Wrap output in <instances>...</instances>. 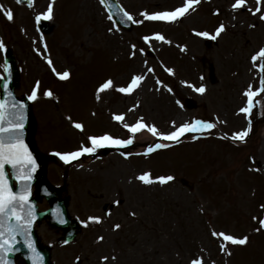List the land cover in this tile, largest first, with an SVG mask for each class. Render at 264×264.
<instances>
[{
    "label": "rangeland",
    "instance_id": "rangeland-1",
    "mask_svg": "<svg viewBox=\"0 0 264 264\" xmlns=\"http://www.w3.org/2000/svg\"><path fill=\"white\" fill-rule=\"evenodd\" d=\"M131 1L129 0L130 12L138 20L143 21L139 24L142 28L134 33L123 35L115 30L108 31L105 16L92 1L87 2L85 6L79 3L80 10L76 5L71 20L65 19L66 24L70 25L63 30L62 35L71 38L74 41L73 45L78 43L81 45V48L75 49L77 67L74 71L77 74L85 72L80 76L79 84L75 85L76 81H71L73 86H67L65 91L61 83L52 85L57 94L63 91L62 98L55 101L60 106H50L54 104V98H57L55 95L48 97L38 93L35 109L39 117L40 136L42 138L47 136L45 125L48 121L52 122L55 129L52 131L54 136L49 135V140L45 138L47 150L59 149L55 137L58 130L60 134L64 121L68 124H73L72 121L77 119L83 124L88 121L91 126L90 133L95 132L97 136L116 132L107 106L101 103L103 100L94 110L96 117L93 120H96L97 125L91 124L92 120L88 118L93 96L90 95L91 76L95 78L93 82L99 79V73L104 79L110 73L109 65L116 71L129 64L131 66L128 65L126 71L130 75L133 73L132 76L143 75L142 70L145 71L146 79L133 93H120L118 88L104 92L106 97H111L114 93L112 99L117 100L121 106L124 105L125 123L135 124L137 121L132 120L133 117L143 118L148 125L154 124L160 132L167 133L175 130L173 121L178 127L195 119L208 118L209 121L218 123L222 131L237 130L238 118L242 117L239 110L244 107L243 101L247 98L244 93L250 85L256 90L259 80L257 78L254 85H247L249 78L236 75L235 69H238L237 63H240V60L245 64L249 61L251 53L257 54L261 50L260 46L264 40V21L259 19L261 13L253 14L252 11L243 8L233 11L231 8L233 0H210L195 5L181 21L159 23L147 20L142 13L172 10L183 6L186 0ZM49 3L47 0L45 2L35 0L34 10L37 12L45 10ZM63 5H68V1L61 2V6L58 7L60 15L56 20L58 23L56 33L63 28L60 19ZM256 6V0H247V9H254ZM214 8L215 13L219 9L218 16H212ZM261 12L264 13V6L261 7ZM220 23H224L227 30L215 40L198 35L204 31L214 34L213 30ZM155 33L163 34L166 40L182 43L184 47L181 54L177 55L175 48L168 50L170 44L156 40L155 36H152ZM145 36L151 37V40L145 41L143 39ZM30 37L31 45H34L38 37L36 35ZM53 37L51 36V39ZM251 39L257 41L254 46L249 43ZM7 44L12 45V42L9 41ZM133 44L137 46L135 50L131 47ZM31 45L27 50H21L22 59L26 62L24 69L39 75L40 65L42 66L40 62L43 63V60L39 54H35ZM149 48L156 54L154 59L146 54ZM246 48L249 54L246 56L248 60L245 58L244 62ZM140 49L144 51L141 52ZM132 51L136 52L135 56L131 55ZM110 52L114 54L113 57L105 56ZM52 55L56 66L61 70L65 69L64 61L61 60L59 64L55 55L53 53ZM91 57L96 62L101 59L108 61L100 63L99 72L95 61L88 65L91 66L89 71H86L83 65L86 59ZM148 68L154 71L149 73ZM167 68L174 69L175 74L168 73ZM46 73L49 74L48 69ZM111 77L119 78L112 74ZM129 80V77H122L115 80L114 85L126 86ZM33 82L24 85L21 90L19 86L17 94L21 96L24 93L31 94ZM190 85L196 87L204 85L206 92L197 93ZM168 88L172 91L169 92ZM96 89L93 84L94 93L97 92ZM122 96H126V99ZM190 96L198 101L197 109L187 110L181 106L185 98ZM44 100L46 102L42 103ZM132 105L141 109L135 111ZM58 110L64 111L67 117L68 114H72L74 120L68 118L61 120L59 116L62 117V112L58 116ZM121 111L122 109L118 112ZM99 118L103 120L102 126H99ZM97 126L99 131H96ZM63 128L65 129L64 124ZM128 131L127 129L124 139L131 138ZM146 132L148 131L145 130L132 138L141 139ZM75 133L84 141L78 149L91 146L79 133ZM191 134L192 132H188L185 136V144L154 152L152 154L155 155L151 154L150 158L134 157V152L146 149L143 144L141 149L130 148L133 153L128 159L118 153L86 159L71 167L67 178L65 168L51 167V179L60 184L66 180L68 184L69 208L74 217L81 221L93 215L104 218L103 223L89 222L87 226L83 224L82 234L73 244L67 246L59 244L60 232L49 227L46 221L42 222L38 226V233L45 243L53 245L54 264H190L197 254L204 256L206 262L214 260L216 264H225L231 261L230 256L219 251L210 230L215 228L253 238L255 222L264 214V208L261 207L264 185L260 191L254 190L253 187H257L256 179L264 180V175L261 174L262 177L245 175L244 172L247 164L264 165V143L257 141L254 145L251 151L254 156L252 163L244 161L240 164L235 158H244L243 152L232 151L224 143L203 142L201 139L195 143ZM259 138L263 139L262 136ZM160 140L162 141L161 138ZM166 142L169 145L173 144L172 141ZM183 155L190 158L189 164L184 166L180 162ZM200 155H203V158ZM145 172H150L153 178L171 175L175 179L163 185L158 182L145 185L136 179ZM181 177L188 179L191 184L195 183L196 187L190 191L182 186L179 182ZM114 200H120V205H115ZM217 206L221 207L220 218L217 215L218 210H215ZM109 211L111 215H108ZM133 211L137 213L136 216L130 214ZM231 218L236 220L233 223L229 222ZM116 223L122 225L119 230L114 229ZM99 236H103L104 240H98ZM256 237L249 245V250L238 253L237 261L233 264H264V253L258 252L259 245L253 249L254 242H257ZM261 241H264V235ZM102 256H108L109 261H102ZM113 256L115 260L111 259ZM77 257H80L79 261Z\"/></svg>",
    "mask_w": 264,
    "mask_h": 264
},
{
    "label": "snow or ice",
    "instance_id": "snow-or-ice-1",
    "mask_svg": "<svg viewBox=\"0 0 264 264\" xmlns=\"http://www.w3.org/2000/svg\"><path fill=\"white\" fill-rule=\"evenodd\" d=\"M19 3H24V0H18ZM34 0H27L28 5L31 7ZM54 2L52 0L46 8L45 11L39 13L35 19L40 20H52L54 17ZM101 3H107V0H101ZM200 0H186V3L177 7L171 11H159L149 13L145 11L142 15L150 21L158 22H175L179 17L185 16L190 9H193L195 5H198ZM247 0H235L231 4L233 11H239L242 8L252 11L253 14L261 13L260 19L264 20V13L261 12V7L264 6V0H256V7L254 9H247ZM4 8V5L0 4V10ZM216 13L219 14V9L216 10ZM128 21H132L136 24L143 23L142 20H136L131 13H123ZM3 15L8 21H13L14 13L12 10H7L3 12ZM255 27V25H252ZM227 26L224 23H220L215 29L214 34L207 31L199 32L198 35L202 37H210L215 40L217 37L221 36L222 33L226 32ZM145 41L151 40V37H143ZM155 39L159 41H164L168 44H171V40H166V37L163 34L156 33ZM47 44H45V48ZM132 49H136V45L133 44ZM0 49L7 50L4 41L0 39ZM186 50V49H185ZM39 51V49H37ZM141 52L144 49H140ZM136 52L132 51L131 55L135 56ZM259 57H264V48H262L259 53ZM257 55L252 57L253 61H256L258 58ZM47 64L51 67L52 72L59 77L61 80H68L71 73L69 71L59 72L56 70L53 61L50 57L46 58ZM261 71H264V65H260ZM10 71V69H9ZM149 73L153 72L154 69L148 68ZM166 71L171 74L174 73V69L167 68ZM6 79V77H5ZM146 79L145 75H134L127 86H121L117 90L120 93L131 94L136 89H138L142 82ZM187 83V82H186ZM195 89L197 93H205L206 86L200 85L196 87L195 85H190ZM40 87V82L37 81L35 87L32 90L31 95H29V100H36L38 98V91ZM115 87L113 79L109 78L99 85L97 89L96 99H100V93L105 92L106 90H111ZM7 96L11 97L10 100L0 98V264H10V261L7 259V254L15 251V245L20 241L17 240V236H24V243L32 250V259L33 264H42V254L35 248L34 243L31 239V228L36 219V213L34 210V205L30 199L31 193V180L33 179L32 173L35 171L38 165L36 160L32 155V152L29 150L28 145L24 142L23 139V130H24V121H25V109L26 105L21 101L16 102V99L11 91H8V85L4 86ZM168 91L171 92L172 89L168 88ZM247 97V106L242 107L239 111L245 114H251L253 108L255 107V97L260 94H264V79L260 81V86L258 89L254 90L250 85L249 88L244 93ZM44 95L48 97H53L54 93L52 90H47ZM183 106V105H181ZM113 118L116 121H123V114H114ZM71 120V117H68ZM175 127L174 131L167 133L160 132L156 125H148L144 122L143 118H140L135 124L124 123V127L132 133L139 132L146 129L148 132L152 133L154 136L158 135L162 140L172 141L174 143H179L181 136L188 132H203L205 130H211L216 127L215 123L195 119L191 123H183L178 127L175 125V121L172 122ZM73 126L83 131L85 125L82 122L73 121ZM251 131V125L248 129L237 132L233 135V140L245 141V138L249 135ZM89 140L91 141V146L82 147L77 151H71L67 153L57 152L56 155L59 156L65 162H71L83 156L85 153H95L96 150L100 147L105 146H127L133 143V139H121L113 137L110 134H104L100 136H90ZM169 144L165 143H156L154 146L149 147L148 152L151 153L156 149H164L169 147ZM7 167H11L15 175V179L20 182V190L14 191L12 187V182L9 179V175L6 171ZM140 182L145 185H152L154 183H159L161 185L167 184L170 181H173L175 178L171 175H161L153 178L150 172H145L136 177ZM113 203L117 206L120 205V200H114ZM264 208V205H261ZM132 216H136V212L130 213ZM108 215H111V212H108ZM102 216H89L87 220L81 221L82 224L88 225L89 222L92 223H103ZM254 219H257L254 217ZM61 223H64V220H60ZM260 227L254 229L256 232L264 231V218H259ZM121 224L116 223L114 229L119 230ZM210 234L217 241L219 251L224 253L226 256L232 255L233 246H246L249 244L250 238L248 235L238 236L234 233L216 230L215 228L210 230ZM98 240L103 241L104 237L99 236ZM67 243V241H65ZM78 261L80 257L76 258ZM108 256H102L101 260L104 262L109 261ZM112 260H115V257H111ZM190 264H216L214 260L207 261L205 257L197 254L194 259L190 261Z\"/></svg>",
    "mask_w": 264,
    "mask_h": 264
},
{
    "label": "water",
    "instance_id": "water-1",
    "mask_svg": "<svg viewBox=\"0 0 264 264\" xmlns=\"http://www.w3.org/2000/svg\"><path fill=\"white\" fill-rule=\"evenodd\" d=\"M69 238V240H71L72 239V236L71 237H68ZM44 252V254H45V256L48 258L49 257V255H48V253L47 252H45V251H43ZM22 255L25 257L26 255L25 254H23L22 253Z\"/></svg>",
    "mask_w": 264,
    "mask_h": 264
}]
</instances>
